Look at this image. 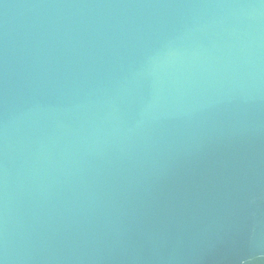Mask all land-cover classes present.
Masks as SVG:
<instances>
[{
	"label": "water",
	"instance_id": "obj_1",
	"mask_svg": "<svg viewBox=\"0 0 264 264\" xmlns=\"http://www.w3.org/2000/svg\"><path fill=\"white\" fill-rule=\"evenodd\" d=\"M2 264H264V0H0Z\"/></svg>",
	"mask_w": 264,
	"mask_h": 264
},
{
	"label": "snow or ice",
	"instance_id": "obj_2",
	"mask_svg": "<svg viewBox=\"0 0 264 264\" xmlns=\"http://www.w3.org/2000/svg\"><path fill=\"white\" fill-rule=\"evenodd\" d=\"M0 264H2V261H0Z\"/></svg>",
	"mask_w": 264,
	"mask_h": 264
}]
</instances>
